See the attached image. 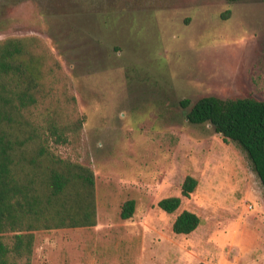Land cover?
Masks as SVG:
<instances>
[{"label":"rangeland","instance_id":"obj_1","mask_svg":"<svg viewBox=\"0 0 264 264\" xmlns=\"http://www.w3.org/2000/svg\"><path fill=\"white\" fill-rule=\"evenodd\" d=\"M31 35L84 119L78 143L57 152L93 170L98 215L92 228L37 232L32 264H264L251 162L187 119L205 97L264 101V0H0V41ZM187 176L198 183L188 198ZM170 197L182 199L172 214L158 208ZM184 211L201 224L178 235Z\"/></svg>","mask_w":264,"mask_h":264},{"label":"trees","instance_id":"obj_2","mask_svg":"<svg viewBox=\"0 0 264 264\" xmlns=\"http://www.w3.org/2000/svg\"><path fill=\"white\" fill-rule=\"evenodd\" d=\"M187 119L209 124L225 143L239 145L264 188V101L205 97ZM83 125L46 43L33 35L0 41V264H32L39 231L97 226L93 170L57 152L78 143ZM197 184L187 176L182 196L190 197ZM181 203L180 197L165 198L158 208L172 214ZM135 210L136 202L127 201L121 218H132ZM200 224L197 214L184 211L173 232L189 235Z\"/></svg>","mask_w":264,"mask_h":264}]
</instances>
